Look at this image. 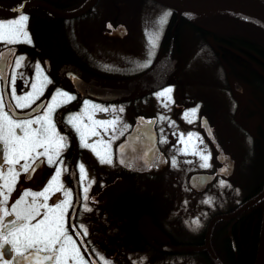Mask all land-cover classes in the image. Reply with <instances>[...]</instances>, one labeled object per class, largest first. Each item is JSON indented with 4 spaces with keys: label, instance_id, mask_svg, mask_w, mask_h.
I'll return each mask as SVG.
<instances>
[{
    "label": "flooded vegetation",
    "instance_id": "1",
    "mask_svg": "<svg viewBox=\"0 0 264 264\" xmlns=\"http://www.w3.org/2000/svg\"><path fill=\"white\" fill-rule=\"evenodd\" d=\"M30 1L34 0H0V21L18 19L21 14V11L17 10L18 6L23 4L24 7ZM37 1L49 4L62 12L79 11L87 3L75 10L64 11V0ZM101 2L88 13L73 19L58 18L44 7L28 6L22 9V14L29 17L25 29L31 43L0 42V96L4 98L6 111L8 105L13 106L14 118H35L36 115L42 114L44 106L51 101V96L56 91L67 92L75 97L67 104L57 107L53 114L57 131L66 138L67 147L59 157L63 164L50 165L45 157H40L28 172L16 165L20 175L11 192L9 206L25 191H43L55 176L56 168L60 167V181L64 189L72 194L71 206L66 209L68 231L89 264H103L101 256L111 264H209V259L215 264L206 248L207 243L223 263L220 254L228 242L226 237L236 255L234 228L236 226L238 232L242 215L264 199L233 219L221 217L232 216L258 197L264 189L253 197L251 193H247L239 206L224 213L215 212L211 216H208L209 211L207 206H203V201L197 204L198 198L221 177L223 169L233 168L235 163L238 166L236 156L231 154L232 158L228 152L229 148L222 143L223 137L219 131L224 129L225 113L222 112L219 102L201 96H191L192 92L188 89L190 86L183 87V94L176 91L180 88L178 78L180 79L181 75L176 78V60L172 58V48L161 57L162 36L154 49V59L147 67H140L146 61L144 55L133 54L138 63L131 65L130 71H125L129 66L119 67L110 73L95 70L89 56L93 52L90 49L97 46V41H102V45L108 46L133 43L129 23L124 17L115 15V18H103L97 15L100 12L97 6ZM70 21L72 23H69ZM170 37L171 44L176 46L174 35ZM133 46L135 47L134 43ZM21 56L24 57L22 66L16 68L15 61ZM37 64L51 83L45 86L43 95L31 107L15 108L16 101L12 97L11 89L14 86L16 95L23 96L32 91L33 84L39 85L41 78L37 76ZM13 78L15 85L12 84ZM159 78L164 79L163 86L130 97L102 98L97 96L94 89L129 87ZM169 87L173 89L170 93L171 101L157 97L158 92ZM84 101L110 110L95 112L94 119L111 120L118 117L121 122L115 132L109 129L105 133L103 129H98L101 136L87 138V142L94 144L101 153L104 152V145L99 141L102 138L105 142L111 139L112 165L101 164L99 157L91 149L82 147L79 133L68 123L69 117L84 111ZM197 103H200L198 105H201L202 110L199 116L195 115L191 122L183 119L181 113ZM120 108L124 111L119 112ZM111 109L117 111L112 112ZM236 109L237 106L231 116L227 115L226 118L230 117L231 122L241 125ZM88 112L92 113L93 110L89 108ZM83 122L90 124L87 116L83 117ZM204 122L209 125L211 133L223 150L221 154L209 140L204 130ZM123 124L128 125L127 129H123ZM193 125H196L197 130L193 129ZM17 131L19 133V130ZM120 131L124 134L120 135ZM113 136L115 139H112ZM189 136L196 139L194 145H184L181 142V137L185 141ZM211 149L215 170H194V167L203 163L201 154L207 155ZM197 157L201 161H197ZM121 160H124V163H120ZM173 160L176 161L175 166L172 165ZM81 163L85 165L87 180L81 179ZM20 164H24V161ZM204 176H210L211 181L199 191V182L204 180ZM85 187H88L87 200H84ZM49 196V205L65 199L63 190L49 193ZM28 199L31 201V197ZM85 207L91 211H85ZM205 212L206 217H209L206 219V229L196 234L194 241H178L172 238L168 227L176 225L182 229L193 213L195 216H203ZM11 219L14 217L5 218L4 223ZM211 223L213 224L208 235ZM81 225L87 229L86 236L83 235ZM4 232L6 234V230ZM156 236L164 237V240H158ZM2 242L0 240V243ZM173 246L202 249L191 252L169 250ZM5 247L10 249L11 245ZM193 253L197 254L195 258L179 256ZM10 255L15 257L16 254L11 252ZM5 260H8L9 264H15L8 255L0 258V264H4ZM69 264H72V261H69Z\"/></svg>",
    "mask_w": 264,
    "mask_h": 264
},
{
    "label": "snow or ice",
    "instance_id": "2",
    "mask_svg": "<svg viewBox=\"0 0 264 264\" xmlns=\"http://www.w3.org/2000/svg\"><path fill=\"white\" fill-rule=\"evenodd\" d=\"M22 8L23 4L18 6L17 10L21 11L18 19L6 22L0 21V42L7 44L31 43V38L25 29L29 17L22 14ZM169 15L170 13H165L161 17V25L167 22ZM157 39L158 37L150 38L153 49L156 47ZM149 55H154V52H150ZM23 59L24 57L22 56L16 59V68L22 66ZM149 63H151L150 60L148 63L140 65V67H147ZM36 71L38 78L41 79L39 85H32L31 92L23 96H17L15 87H12L11 94L16 101L15 108L31 107L43 95L45 86L51 83L48 77L43 74L39 64L36 65ZM12 84L15 85V78L12 79ZM172 91L173 89L170 87L165 88L157 93V97H164L166 100L171 101L170 93ZM74 99L75 97L67 92L56 91L51 96V101L44 106L42 114L36 115L35 118L16 119L12 110L13 106L8 105V110L6 111L4 98L0 96V240L3 241L0 243V258L8 255L9 259L15 261V264H69V261H72V264H89V261L84 258L76 241L68 231L66 209L71 206L72 194L64 189V185L60 181L62 174L60 167L56 168L55 176L43 191H25L10 206L8 203L16 179L20 175L16 165H20L24 172H28L32 164H35L40 157H45L50 165L63 164L59 157L63 149L67 147L66 138L57 131L53 114L57 107ZM89 108L93 110L92 113L88 112ZM108 111L110 110L107 108L84 101V111L69 117L68 123L79 133L82 147L91 149L99 157L101 164L112 165L111 139L105 142L102 138L99 141V143L104 145L103 153L98 151L94 144L87 142L89 136H101V132L98 129H103L105 133L109 129H112L113 132L116 131L117 125L121 123L118 117H114L111 120L94 119L95 112ZM111 111L116 112L117 110L111 109ZM118 111L123 112L124 109L120 108ZM196 111V109H193L190 113L186 112L184 118L191 122L190 118L196 115ZM84 116H87L90 124L83 122ZM161 119H164V117H161ZM122 127L127 129L128 125L123 124ZM17 130H19V133ZM123 134V131H120V135ZM112 139H115V136ZM188 139L191 140L192 137L189 136ZM161 142L164 143L166 141ZM181 142L184 143L183 137H181ZM201 159L203 161L200 165L201 167L208 168L211 166L209 164V155L201 154ZM21 161H24V164L21 165ZM120 163H124V160H121ZM4 165H7V167H3ZM172 165H176L175 160L172 161ZM79 171L81 179L87 180V171L83 163L79 165ZM222 171L226 172L227 169L225 168ZM219 183L220 186H225L224 180ZM62 190L65 199L60 203L49 205L47 203L50 199L49 193L54 194ZM87 192L88 187H85L84 200L88 199ZM29 197H31V201H29ZM39 198H43V200L40 201ZM203 203L211 204L212 201L209 199L203 201ZM42 209L44 210L43 212L41 211ZM85 211H91V209L85 207ZM7 217H14V219L4 223ZM193 223L199 226L198 219L194 220ZM80 227L83 229V235L86 236L87 229L83 225ZM4 230H6V234ZM6 245H11V248H6ZM11 252H15V257L10 255ZM100 260L103 261V264H111L103 256L100 257ZM4 264H9V261L5 260Z\"/></svg>",
    "mask_w": 264,
    "mask_h": 264
},
{
    "label": "rangeland",
    "instance_id": "3",
    "mask_svg": "<svg viewBox=\"0 0 264 264\" xmlns=\"http://www.w3.org/2000/svg\"><path fill=\"white\" fill-rule=\"evenodd\" d=\"M116 3H111V0H103L98 6V16L100 17H111L115 18V15L124 17L129 23V32L132 34L133 43L129 42L126 44L113 46L102 45V41L99 43L97 41L96 47L90 49L93 50L89 58H92L93 68L101 72L110 73L115 71L119 67H128L125 71H130L132 66L137 65L138 63L136 56L133 54L144 55L146 58L145 63L154 59V55H149L150 52H154V49L151 46L150 38H156V46L159 38L162 36L163 31L167 29L169 23V16L167 17V22L163 25L160 24V19L168 11L158 8L156 5L150 3V0H117ZM116 6H113V5ZM69 23H72L71 21ZM195 44L190 45V48L187 50V54L184 55L182 60H176V78L181 75V78H178L180 88H177V92H182L185 90L184 86H190L188 88L192 93L191 96H201L207 99L213 100V102H219L225 113L224 118L226 123L224 124V129H218L221 136L223 137V144L226 148H229V155L232 157L236 156L237 164L233 165V168H226L227 171L221 172V177H219L214 184L210 185L208 190L203 196L198 198V205L205 200H211V204H205L208 208V216L212 214L229 211L232 207L239 206L242 200L247 196V193H253L256 187L259 185V182L262 181L264 176L263 168L257 170L256 167V155L255 149L252 146L249 135L244 134L237 124L231 122V118L226 116H231L234 112L238 102L240 100L239 96L242 92L241 89L231 88L229 84H226L225 79L222 77L220 68L213 62L201 43H198L192 38V42ZM102 43V44H101ZM189 44V42H188ZM108 46V47H107ZM139 51H137V49ZM136 51V53H134ZM144 63V64H145ZM151 64V63H149ZM186 68V69H185ZM192 82V83H190ZM238 88V87H237ZM188 92V91H187ZM171 95V94H170ZM197 103L194 106L187 108L183 113H181L184 118V114L190 113L193 109H196V115L199 116V112H202L201 105ZM195 117V116H194ZM194 117L190 119L194 120ZM222 128V126H221ZM193 129L197 130L196 125H193ZM182 133V132H179ZM223 133V135H222ZM195 138L191 140H185L184 145H194L196 142ZM232 154V155H231ZM207 155L210 156L209 164L211 165L208 168L201 167L200 164L197 167H194V170L201 171H214L215 166L212 164L213 161V151ZM233 158V157H232ZM197 161H201L198 157ZM225 181V186H220V181ZM195 204V203H194ZM216 206V207H215ZM146 210V208H145ZM195 211V210H194ZM207 216V217H208ZM206 212L202 215L195 216L193 213L192 217H188L186 225L184 228L176 227V225L168 227L170 229V234L173 239L178 241H194V237L203 229H206ZM209 218V217H208ZM199 220V226L193 223L194 220ZM155 238V237H154ZM158 240H164V237L156 236ZM146 252H148L146 250ZM197 254H187L179 256H188L194 257ZM178 256V255H177Z\"/></svg>",
    "mask_w": 264,
    "mask_h": 264
},
{
    "label": "trees",
    "instance_id": "4",
    "mask_svg": "<svg viewBox=\"0 0 264 264\" xmlns=\"http://www.w3.org/2000/svg\"><path fill=\"white\" fill-rule=\"evenodd\" d=\"M87 1L64 0L62 9L72 11ZM166 11L170 15L167 29L161 37V57L172 48V58L182 60L180 58L186 55L191 43L195 44L192 38L203 45L213 62L220 68L225 79L223 81L231 88L242 90L240 95H237L240 100L236 113H239L241 123L238 126L244 134L249 135L255 149L257 170H264V23L233 10L203 9L187 13ZM172 34L176 46L170 42ZM263 189L264 176L251 196L259 194ZM263 218L264 201L242 215L238 232L236 226L234 228L237 254L235 255L226 237L228 242L220 254L224 260L223 264H255ZM209 264L214 263L209 259Z\"/></svg>",
    "mask_w": 264,
    "mask_h": 264
},
{
    "label": "water",
    "instance_id": "5",
    "mask_svg": "<svg viewBox=\"0 0 264 264\" xmlns=\"http://www.w3.org/2000/svg\"><path fill=\"white\" fill-rule=\"evenodd\" d=\"M99 0H89L87 4L79 9V11H74V12H62L59 10L54 9L52 6H49V4H46L42 1H30L28 2L22 9L28 8V6H39V7H44L48 9L52 14L57 16L58 18L62 19H73L77 18L80 16H83L84 14L88 13L98 2ZM153 1L161 7H165L169 10H173V12L176 13H187V12H193V11H202L204 10H218V9H226V10H233L237 11L240 13H244L247 15H250L251 17H254L264 23V0H150ZM227 4L234 6L232 7H220V5ZM236 7V8H235ZM164 79L159 78L156 80H151V81H146L134 86H129V87H96L94 88L96 91V94L98 97L102 98H110V97H130L134 96L137 94H141L150 90H153L155 88H158L160 86H163L164 84ZM204 130L209 137V140L212 141V144L216 147L218 152L220 154L223 152V150L220 148L219 144L217 143L216 139L214 138L213 133H211V129L209 125L204 122ZM199 182V191L203 190L205 186L211 181L210 176H204ZM262 198H264V191L255 199L247 203L245 206H243L238 212L233 214L232 216L228 217H221V218H227V219H233L238 214L243 212L245 209L248 207L254 205V203H257L260 201ZM212 224H210L209 229H208V235L211 231ZM229 235L231 236V228L229 229ZM260 245H259V250H258V255L256 258L255 264H264V221H263V227L261 230L260 234ZM212 258L214 259L216 264H221L220 260L217 258L216 254L214 253L213 249L210 248L209 243H207V247ZM202 248H197V247H189V246H173L169 248V250H174V251H197L201 250Z\"/></svg>",
    "mask_w": 264,
    "mask_h": 264
},
{
    "label": "bare ground",
    "instance_id": "6",
    "mask_svg": "<svg viewBox=\"0 0 264 264\" xmlns=\"http://www.w3.org/2000/svg\"><path fill=\"white\" fill-rule=\"evenodd\" d=\"M220 7H232V8H234V6H231V5H227V4H223V5H220ZM236 8V7H235Z\"/></svg>",
    "mask_w": 264,
    "mask_h": 264
}]
</instances>
